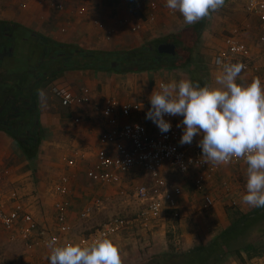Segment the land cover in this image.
<instances>
[{
	"label": "crops",
	"instance_id": "crops-1",
	"mask_svg": "<svg viewBox=\"0 0 264 264\" xmlns=\"http://www.w3.org/2000/svg\"><path fill=\"white\" fill-rule=\"evenodd\" d=\"M64 1L66 11L60 12L49 4L41 3L40 0H0V11H2V13L0 12V19L16 20L29 27L42 29L54 38L75 42L86 48L109 49V44L116 46L126 42V44H129L130 39L127 38L126 33L128 35L130 33L119 21L125 16L116 19L106 16L104 13L98 17L92 12H87L86 16L81 17L78 15L77 10L73 11L67 7L72 5L73 0ZM94 1L99 3L102 0ZM54 2L56 1L54 0ZM86 3L87 5H92L93 2L86 0ZM244 11L247 19L256 18L259 21L262 34L264 25L258 17L249 14L245 7ZM98 18H102L105 21V29H98L95 26L93 21ZM166 19L167 17L159 16L158 24H155L157 30L163 27L164 31V28L167 27L166 24L170 23ZM112 27H115L116 32L111 39H108L105 35L106 29ZM64 28L66 30L62 31ZM145 29L147 30V28ZM236 31L237 29L234 30V32ZM204 34L202 37H204ZM131 36L136 39L134 42L136 43L135 46L142 44L147 38H156L155 34L148 35L147 33L145 36V33L139 32H135ZM237 37L242 41L239 36ZM244 40L243 42L247 45L251 44L248 38H244ZM260 43H262L261 40ZM217 53L209 51L205 54L215 56ZM232 63L234 64V62ZM241 65H243V68L237 77V83L239 84L246 86L256 79L254 76L256 73L260 72L263 74L264 64H262L260 71H258L259 69L256 70L257 66L252 63H242ZM223 69L224 67L217 68L213 61L210 64V73L205 86L218 87L216 77L223 72ZM177 71L181 72L182 70L163 69L155 72L129 74L92 73L88 71L67 72L53 79L43 90L45 96L41 101V120L45 138L36 165L33 166L31 162L25 159L11 137L0 132V192L3 195L5 207L8 210L14 207L16 202L12 195L16 193L25 206L26 211L33 216L38 224L36 233L51 235L58 233L59 230L56 222L55 203L61 197L59 183L64 175H69L71 179L70 199L72 204L69 211V221L73 230L77 225L75 221L76 215L79 217L80 212L92 206L91 202L94 199H102L101 195H96L90 200L93 195L91 192L86 191L87 186L76 182L78 174H83L82 180L88 185L90 184L91 187L100 186V184L93 182L87 177V170L96 161L97 151L100 146V137L104 130L101 114L99 113L97 116L91 112L92 117L88 116L85 118L80 109L85 108L88 110V105L82 107L63 106L60 98L54 94V88L67 87L76 92H80L83 88H89L93 101L91 105L97 106L99 111L104 105L105 98L110 96L118 97L122 101L141 102L145 106V102L150 100L149 97L153 91H157V86L161 80H165L167 83L187 80V73L181 75L183 72L178 74ZM76 118H80L79 123L75 121ZM132 119L145 122L141 114L135 115ZM182 119L183 117L181 116H173V121L177 126ZM178 128L180 130V138L177 142L179 147L188 150L200 149L202 151L198 147V141L201 139L199 134L194 137L191 144L181 145L179 141L182 137L183 129L182 127ZM67 159H74L76 165L69 166ZM237 165L242 167L247 164L240 163ZM236 167V165L222 166L221 171L213 179L206 182L205 190L202 192L197 191L194 186V180L200 174V171L191 172L187 176L176 173L170 175V183L179 185L183 189V195L178 201L181 217L174 219L171 213L168 212L161 220L149 226H143L144 228L135 225V243H138L139 249L141 251H150L153 248L156 253H161L168 251L170 247H175L177 250L187 251L194 246L208 242L216 234L224 230L230 224L229 210L224 207L226 199L220 198L217 192L221 190L225 193L224 182H229L234 188L230 178ZM140 172L144 174L141 169H137L124 175V187L129 184L130 180H128V177L132 174H135V186L139 185L141 178L138 173L140 174ZM174 176L176 177L175 180ZM145 179L146 182V175ZM138 182L139 184H137ZM116 193H118V190H116ZM206 195L213 196L217 201L214 207L208 211H204L202 207L203 199ZM88 199L90 202H87ZM140 206L138 208L135 207L137 216L142 208L141 202ZM245 206L247 205H243L239 209L243 212H248V209H246L247 211L244 209L246 208ZM100 210L96 213H99ZM92 212L93 214L95 213L94 206L92 207ZM92 215L89 218H92ZM20 226H22V223ZM115 245L121 248L122 242L118 243L117 241ZM139 249H137L138 252L140 251ZM121 250V259L124 261L128 253L126 254L125 249ZM49 257V252L42 245L28 248L21 237L20 229L15 231L13 237V233L0 228V264H50ZM225 264L241 263L231 259Z\"/></svg>",
	"mask_w": 264,
	"mask_h": 264
},
{
	"label": "built area",
	"instance_id": "built-area-1",
	"mask_svg": "<svg viewBox=\"0 0 264 264\" xmlns=\"http://www.w3.org/2000/svg\"><path fill=\"white\" fill-rule=\"evenodd\" d=\"M40 2L49 4L57 11H65L63 4L53 0H40ZM157 8L158 4L153 2L151 19H154ZM245 9L249 14L257 16L264 25V0H245ZM77 13L84 17L87 15V10L82 7L78 9ZM170 13L174 12L171 10ZM93 22L98 29H105V24L99 19H95ZM120 24L128 26L133 32H138L142 28L141 22L131 21L129 17L122 18ZM65 30V28L62 29V31ZM115 32V27L107 28L106 38L111 39ZM237 36V34H233L224 39V52H219L214 56V65L217 68L233 64L235 57L248 58L251 56V47ZM260 40L264 43V26ZM258 69L259 67H256V70ZM162 82L167 83L165 80H161L157 91H159V85ZM262 82H264V66ZM53 92L65 107H82L92 102L89 88H83L80 92H76L67 87H56ZM144 107L141 102L122 101L115 96L105 98L104 105L99 111L104 130L100 137L96 161L87 170V177L97 184L124 188V175L141 169L147 176V181L133 189L134 198L142 203L141 211L136 218L114 217L89 234L74 233L69 221L72 204L69 196L71 179L69 175H64L59 183L61 197L55 203L58 233L37 234V222L26 211L16 193L12 195L16 204L11 210H8L0 192V228L13 233V237L15 231L20 229L21 237L28 248L42 245L47 249L49 255L50 249L47 247V242L53 239L57 246L67 244L88 246L98 239H108L118 234L122 229L137 223L144 227L149 226L161 220L168 212L174 219L180 218L178 201L183 195V189L179 185L170 183V175L176 173L187 176L191 172L200 171L194 180V186L197 191L202 192L205 190L206 182L213 179L221 171L222 166L245 163L243 158H234L229 163L221 165L205 163L200 149L188 150L178 146L180 130L174 123L173 116H165V119L172 124V128L167 133H161L156 124L149 125L147 122L133 120L135 115H143ZM75 121L79 123L80 118H76ZM67 163L71 167L76 165L74 159H67ZM223 188L226 193L231 194L232 186L229 182H224ZM121 192L124 193V190ZM215 203L216 199L213 196H204L203 210H210ZM92 214V206H90L80 212V217L87 219ZM21 223L22 226L19 227ZM244 264H264V255L253 258Z\"/></svg>",
	"mask_w": 264,
	"mask_h": 264
},
{
	"label": "trees",
	"instance_id": "trees-1",
	"mask_svg": "<svg viewBox=\"0 0 264 264\" xmlns=\"http://www.w3.org/2000/svg\"><path fill=\"white\" fill-rule=\"evenodd\" d=\"M207 19L165 37L145 39L135 47L86 48L54 38L16 20L0 19V132L11 137L26 160L36 165L44 142L39 92L67 72L129 74L163 69L186 71L205 86L214 56L200 51ZM163 43L176 44V55L159 52ZM230 224L211 240L187 251L170 247L151 264H241L264 255V208L229 210ZM254 239V240H253Z\"/></svg>",
	"mask_w": 264,
	"mask_h": 264
},
{
	"label": "clouds",
	"instance_id": "clouds-1",
	"mask_svg": "<svg viewBox=\"0 0 264 264\" xmlns=\"http://www.w3.org/2000/svg\"><path fill=\"white\" fill-rule=\"evenodd\" d=\"M225 0H165V6L179 12L187 24H194L221 8ZM241 64L225 65L216 77L218 87L200 86L191 80L160 83L149 97L146 118L161 133L172 128L165 116L183 117L178 127L181 145L200 135L198 147L207 164L221 165L234 158L247 164L246 192L241 200L252 208H264V82L254 79L246 86L237 83ZM43 99L45 93L41 90ZM50 264H122L119 248L110 239H98L88 246L47 242Z\"/></svg>",
	"mask_w": 264,
	"mask_h": 264
},
{
	"label": "rangeland",
	"instance_id": "rangeland-1",
	"mask_svg": "<svg viewBox=\"0 0 264 264\" xmlns=\"http://www.w3.org/2000/svg\"><path fill=\"white\" fill-rule=\"evenodd\" d=\"M54 1V0H53ZM57 3L63 4L66 11V4L64 0H55ZM74 1V2H73ZM72 5L67 6L68 8L72 9L73 11H78L80 8H85L87 12H92L96 16L100 17L104 13L106 16L111 18H120L122 16L129 17L131 21L141 22L142 28L139 30V33H148V35L155 34L156 38L165 37L172 33H176L181 31L186 26L190 25L184 22L183 17L180 15L179 12L170 13L171 10L165 6V0H102L99 3H96L94 0H88L93 2L92 5H87L86 0H73ZM155 2L158 4V8L155 13L154 19L150 18L151 14V7L152 3ZM244 0H225L224 5L219 8L218 10L211 12L207 19L208 25L207 30L202 37L200 50L203 53L207 52H224L225 45L223 44L224 38L229 35L237 34L242 41H245L244 38H248L251 41V56L248 58H238L234 59V64H242V63H249L255 64V66L259 67L261 70L264 58V44L260 43V23L256 18H248L244 11ZM2 13V11H0ZM165 14V16H164ZM159 16L166 18L167 21L170 23L166 24L167 27L157 30L155 24H158ZM123 17V18H125ZM103 18V17H102ZM98 18L105 24L103 19ZM122 19V18H121ZM249 20V21H248ZM120 21V19H119ZM118 21V22H119ZM36 27V26H35ZM125 27L129 35L126 33L127 38H129V44L123 43L121 45H114L109 44L108 48L115 49V48H124V47H135L134 43L136 41L133 38L135 32L131 31L128 26ZM147 28V30L145 29ZM149 28V29H148ZM161 28V27H160ZM34 29V28H33ZM234 32V30H236ZM145 31V32H144ZM159 31V32H158ZM126 38V39H127ZM210 67V65H208ZM217 71V69L215 68ZM256 71V72H258ZM178 74L183 72L186 74L187 72L184 71H177ZM210 73V72H209ZM187 80H191V76L187 73ZM255 78H259L261 81L263 79V74L256 73ZM184 77V76H183ZM209 77V75H208ZM207 77V78H208ZM213 78V77H212ZM208 80V79H207ZM249 84V83H248ZM92 98V95H91ZM93 102V101H92ZM92 102L88 105V110L80 109L82 113L86 117H92L91 112L95 115H99V110L97 106L91 105ZM87 108V107H86ZM151 108L150 100L145 102V112L143 113L142 117L149 125H154L155 123L152 120L146 118L147 112ZM237 167L233 170L234 172L231 175L232 180H230L233 184L231 194L223 193L221 190H218V194L220 198L226 199L225 200V209L230 210L233 207H238L241 209L242 200H240V196H242L246 192V166L236 165ZM138 176L141 178L140 184L145 182V175L140 172ZM76 177V176H75ZM83 174L77 176L76 182L86 185L87 192H91L93 196H91L90 200L95 197L96 195H101V198L94 199L91 204L92 207L94 206L95 213L92 215V218L81 219L76 215V227L74 228V233L76 234H89L90 232L96 230L97 228L101 227L103 223L107 222L108 220L114 217H125L132 219L137 214H135V207L140 206V202L138 203L133 195V189L135 187V174H132L128 177L130 180L128 185L124 188H118L116 186H99L91 187L90 184L88 185L83 178ZM176 177L174 176V180ZM139 184V182L137 183ZM96 186V185H94ZM118 190V193H116ZM124 190V193L121 192ZM70 196V195H69ZM215 196H217L215 194ZM218 198V197H217ZM216 199V198H215ZM88 199L87 202H90ZM136 202V205H135ZM217 202V201H216ZM141 207V206H140ZM214 207V206H213ZM212 207V208H213ZM245 210L252 209V207L245 206ZM211 208V209H212ZM100 210L99 213H96ZM247 211V210H246ZM140 226V228H144L141 224H135ZM135 225L128 226L122 229L118 234L109 237L111 241L115 244L117 241L122 242V246L120 249V253L122 252L121 249H125L126 254L128 256L122 260V264H151L153 258L163 252L156 253L153 248L150 251L139 249L138 243H135ZM254 240V239H253ZM258 244L263 242L264 243V235L260 236L257 240H254ZM137 249L140 251L138 252ZM144 252V253H143ZM165 252V251H164ZM235 260V259H234Z\"/></svg>",
	"mask_w": 264,
	"mask_h": 264
},
{
	"label": "water",
	"instance_id": "water-1",
	"mask_svg": "<svg viewBox=\"0 0 264 264\" xmlns=\"http://www.w3.org/2000/svg\"><path fill=\"white\" fill-rule=\"evenodd\" d=\"M160 53L176 55V44L174 43H163L158 47Z\"/></svg>",
	"mask_w": 264,
	"mask_h": 264
}]
</instances>
